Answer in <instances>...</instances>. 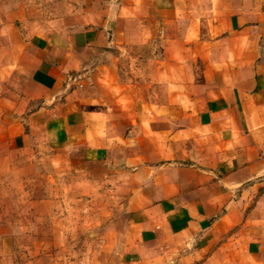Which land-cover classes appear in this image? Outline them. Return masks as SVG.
<instances>
[{
    "label": "crops",
    "instance_id": "crops-1",
    "mask_svg": "<svg viewBox=\"0 0 264 264\" xmlns=\"http://www.w3.org/2000/svg\"><path fill=\"white\" fill-rule=\"evenodd\" d=\"M33 146L124 179V264H264V0H0V225Z\"/></svg>",
    "mask_w": 264,
    "mask_h": 264
},
{
    "label": "rangeland",
    "instance_id": "rangeland-1",
    "mask_svg": "<svg viewBox=\"0 0 264 264\" xmlns=\"http://www.w3.org/2000/svg\"><path fill=\"white\" fill-rule=\"evenodd\" d=\"M148 44L136 40L114 52L119 79L142 91L151 90L153 76ZM91 86V93L103 96L97 101L113 105L104 84ZM53 156L36 146L18 154L6 182L16 194L2 215L0 264H124L120 253L129 186L122 178L108 181L103 164H74Z\"/></svg>",
    "mask_w": 264,
    "mask_h": 264
}]
</instances>
